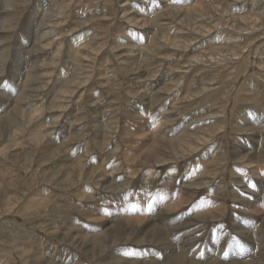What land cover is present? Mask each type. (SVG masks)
I'll list each match as a JSON object with an SVG mask.
<instances>
[{
    "label": "rangeland",
    "instance_id": "374dc122",
    "mask_svg": "<svg viewBox=\"0 0 264 264\" xmlns=\"http://www.w3.org/2000/svg\"><path fill=\"white\" fill-rule=\"evenodd\" d=\"M0 12V264H264V0Z\"/></svg>",
    "mask_w": 264,
    "mask_h": 264
},
{
    "label": "bare ground",
    "instance_id": "6f19581e",
    "mask_svg": "<svg viewBox=\"0 0 264 264\" xmlns=\"http://www.w3.org/2000/svg\"><path fill=\"white\" fill-rule=\"evenodd\" d=\"M176 4V3H175ZM7 5L8 6H10V4H9V2H7ZM126 5V4H125ZM128 5V4H127ZM170 5V4H169ZM125 7V6H124ZM127 8V7H126ZM129 8V7H128ZM3 11V10H2ZM1 13V12H0ZM173 13H175V12H173ZM121 14V13H120ZM2 15V14H1ZM0 15V16H1ZM77 15V14H76ZM75 15V16H76ZM186 15V14H185ZM137 16V15H136ZM59 17V16H58ZM134 17V16H133ZM218 17V16H217ZM0 18H2V19H4V16H2V17H0ZM246 19V18H245ZM253 19V18H252ZM142 21V20H141ZM183 21V20H182ZM187 22H188V20H186ZM190 21V20H189ZM226 21V20H225ZM241 21V20H240ZM247 22H249V21H247ZM2 23V22H1ZM45 23V22H44ZM43 26V25H42ZM50 28V27H49ZM47 30V29H46ZM48 34V33H47ZM47 36V35H46ZM215 37V36H214ZM100 39V38H99ZM44 40V39H43ZM59 40V39H58ZM169 40V39H168ZM62 41V40H61ZM63 42V41H62ZM215 42V41H214ZM59 43V42H58ZM133 44H135V42H132ZM86 45V44H85ZM221 45V44H220ZM88 46V45H87ZM75 47V46H74ZM227 48V47H226ZM114 49V48H113ZM89 51H91V50H89ZM128 51V50H127ZM209 51V50H208ZM76 52H79V54L80 55H84L85 53H87V54H85V55H87V57L88 56H90V52H88V51H86V49L85 50H83V52L82 51H80V50H76ZM96 52V51H95ZM231 52V51H230ZM78 54V55H79ZM223 54V53H222ZM233 54H235V53H233ZM79 55V56H80ZM84 55V56H85ZM97 56V55H96ZM77 57V56H76ZM82 58V57H81ZM90 58V57H89ZM78 59V58H77ZM91 59V58H90ZM81 60H83V59H81ZM81 60H79V61H81ZM229 60V59H228ZM233 60V59H232ZM94 61V60H93ZM91 63V62H90ZM80 64V63H79ZM23 66V65H22ZM22 69L20 68V71H21ZM132 70V69H131ZM136 70H137V68H136ZM23 71V70H22ZM31 71V70H30ZM26 72V71H25ZM23 73V72H22ZM29 74V73H28ZM28 74H27V76H28ZM83 75V74H82ZM25 76V75H24ZM30 78V77H29ZM29 80V79H28ZM30 83V82H29ZM67 84V83H66ZM78 84V83H77ZM22 85V84H21ZM27 85V84H26ZM79 86V85H78ZM25 87V86H24ZM67 87V86H66ZM23 88V87H22ZM65 91V90H64ZM10 97H12V96H10ZM23 98V97H22ZM71 101V100H70ZM54 104V103H53ZM2 105V104H1ZM1 105H0V108H1ZM34 108V107H33ZM56 108V107H55ZM2 112V111H1ZM36 112V111H35ZM34 113V112H33ZM40 116V115H39ZM8 117V116H7ZM36 117V116H35ZM4 118V115L2 116H0V120H2V119ZM4 120V119H3ZM33 121V120H32ZM27 125H29V124H27ZM31 125V124H30ZM24 129V128H23ZM16 134V133H15ZM1 135V134H0ZM40 135V134H39ZM43 137V136H42ZM156 137V136H155ZM177 137H179V136H177ZM252 138V137H251ZM2 140V139H1ZM205 140V139H204ZM4 141V140H3ZM5 147V146H4ZM244 148V147H243ZM246 148H247V146H246ZM243 150L244 149H241L239 152H237V155L236 156H238V154H240V153H242L243 152ZM192 152V151H191ZM41 154H43V153H41ZM253 155H255V153L253 154ZM240 156V155H239ZM248 156V155H247ZM252 156V155H251ZM250 157V156H249ZM167 158V157H166ZM172 161V160H171ZM163 163V162H162ZM249 165V164H248ZM243 180V179H242ZM208 183V182H207ZM194 185V184H193ZM173 205V204H172ZM176 205V204H175ZM1 209V208H0ZM167 215V214H166ZM257 215V214H256ZM157 216V215H156ZM129 217V216H128ZM158 219V218H157ZM130 220V219H129ZM132 220V219H131ZM145 220V219H144ZM151 220H153V219H151ZM111 221H113V220H111ZM128 222V221H127ZM168 222V221H167ZM110 223V222H109ZM130 223V222H129ZM135 223H137V222H135ZM132 224V223H131ZM157 225V224H156ZM155 225V226H156ZM118 226V225H117ZM140 226V225H139ZM145 226V225H144ZM144 226H143V228H144ZM154 226V227H155ZM119 227V226H118ZM115 228V227H114ZM136 228V227H135ZM156 228V227H155ZM243 228V227H242ZM131 229H133L134 230V228H131ZM158 229V228H157ZM156 229V231L158 232V230ZM142 230V229H141ZM136 231V230H135ZM134 232V231H133ZM245 232H246V230H245ZM244 232V233H245ZM113 233V232H112ZM140 233V232H139ZM128 234V233H127ZM159 234V233H158ZM246 234V233H245ZM250 234V233H249ZM251 234H253V233H251ZM246 235H248V234H246ZM245 235V236H246ZM114 236V235H113ZM115 238V237H114ZM250 238V237H249ZM81 239V238H80ZM90 239H92V238H90ZM255 240V239H254ZM78 241H80L79 239H78ZM250 241V240H249ZM253 242V241H252ZM255 242V241H254ZM253 242V243H254ZM189 243V242H188ZM80 244H85V242L83 241V240H81V242H80ZM92 244H94V242L92 243ZM190 244H192V243H190ZM184 247V246H183ZM190 247H192V246H190ZM189 249V248H188ZM192 249V248H191ZM85 250V249H84ZM190 250V249H189ZM87 251V250H86ZM102 251V250H101ZM91 253V252H90ZM103 255V254H102ZM242 256V255H241ZM247 256V255H246ZM91 257V256H90ZM121 257V256H120ZM238 257V256H237ZM260 261L261 262H264V253H262L261 254V256H260ZM236 261H242L241 259H237ZM122 264H123V262H122ZM129 264V263H128ZM208 264V263H207ZM239 264H241L240 262H239ZM243 264H244V262H243Z\"/></svg>",
    "mask_w": 264,
    "mask_h": 264
}]
</instances>
